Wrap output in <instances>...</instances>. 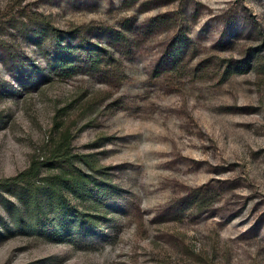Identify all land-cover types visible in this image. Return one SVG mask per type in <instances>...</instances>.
Segmentation results:
<instances>
[{"label":"rangeland","instance_id":"1","mask_svg":"<svg viewBox=\"0 0 264 264\" xmlns=\"http://www.w3.org/2000/svg\"><path fill=\"white\" fill-rule=\"evenodd\" d=\"M0 264H264V0H0Z\"/></svg>","mask_w":264,"mask_h":264},{"label":"trees","instance_id":"2","mask_svg":"<svg viewBox=\"0 0 264 264\" xmlns=\"http://www.w3.org/2000/svg\"><path fill=\"white\" fill-rule=\"evenodd\" d=\"M64 66H67V64L63 63Z\"/></svg>","mask_w":264,"mask_h":264}]
</instances>
